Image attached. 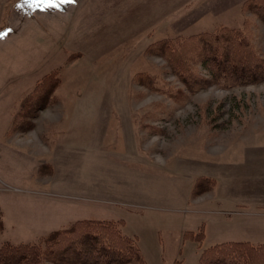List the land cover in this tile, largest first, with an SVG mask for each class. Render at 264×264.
Returning a JSON list of instances; mask_svg holds the SVG:
<instances>
[{
  "label": "rangeland",
  "instance_id": "obj_1",
  "mask_svg": "<svg viewBox=\"0 0 264 264\" xmlns=\"http://www.w3.org/2000/svg\"><path fill=\"white\" fill-rule=\"evenodd\" d=\"M248 1L58 0L45 10L0 0V246L84 219L120 223L144 264L263 243L264 83L176 101L136 79L182 88L149 48L220 26L247 30L263 53ZM54 72V103L25 116L22 102ZM202 178L213 188L193 195Z\"/></svg>",
  "mask_w": 264,
  "mask_h": 264
},
{
  "label": "trees",
  "instance_id": "obj_2",
  "mask_svg": "<svg viewBox=\"0 0 264 264\" xmlns=\"http://www.w3.org/2000/svg\"><path fill=\"white\" fill-rule=\"evenodd\" d=\"M244 8L264 24V0H250ZM149 52L162 58L182 88L162 90L147 74H138L137 83L173 100L195 94L211 86L222 90L264 83V51L258 52L251 33L245 29L217 27L185 38L164 39ZM202 67L204 74L198 71ZM57 73L38 82L22 102L24 115L32 117L54 103L52 94L59 85ZM27 125L31 123L27 121ZM29 126L24 128L28 132ZM155 133L159 129L153 128ZM208 178L196 180L193 195L213 188ZM2 220L0 216V230ZM202 233H186L185 238L200 241ZM0 264H144L136 241L124 235L120 223L84 219L49 232L35 243L0 246ZM198 264H264V242H225L205 249Z\"/></svg>",
  "mask_w": 264,
  "mask_h": 264
},
{
  "label": "snow or ice",
  "instance_id": "obj_3",
  "mask_svg": "<svg viewBox=\"0 0 264 264\" xmlns=\"http://www.w3.org/2000/svg\"><path fill=\"white\" fill-rule=\"evenodd\" d=\"M24 2L32 8H39V9H48V8H54L58 7L59 3L58 0H24ZM60 2H63V0H60ZM23 6V5H21ZM7 33H4L3 35H6Z\"/></svg>",
  "mask_w": 264,
  "mask_h": 264
}]
</instances>
